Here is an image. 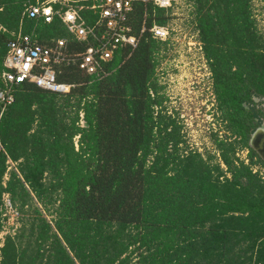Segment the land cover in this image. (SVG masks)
<instances>
[{
	"label": "trees",
	"instance_id": "1",
	"mask_svg": "<svg viewBox=\"0 0 264 264\" xmlns=\"http://www.w3.org/2000/svg\"><path fill=\"white\" fill-rule=\"evenodd\" d=\"M192 1L217 109L234 138L214 140L218 162L185 148L158 95L160 44L151 39L115 55L101 81L61 66L57 81L75 85L68 95L19 84L13 103L0 104V212L7 193L33 218L5 237L0 264H264V177L252 171L264 163L248 145L264 118L255 103L264 105V35L250 0ZM25 2L0 0V75L20 24L41 45L69 40L56 21L21 22ZM165 22L159 12L155 23ZM243 148L248 165L236 158Z\"/></svg>",
	"mask_w": 264,
	"mask_h": 264
},
{
	"label": "built area",
	"instance_id": "2",
	"mask_svg": "<svg viewBox=\"0 0 264 264\" xmlns=\"http://www.w3.org/2000/svg\"><path fill=\"white\" fill-rule=\"evenodd\" d=\"M159 12L166 20L164 25L155 23ZM24 19L44 24L58 22L69 40L81 49L75 50L67 38L41 45L34 33L24 34L20 24L6 43L0 75V104L3 107L13 103L14 87L24 82L46 92L62 96L70 94L75 85L59 83L56 79L61 66H75L93 81H101L115 71L111 67L115 55L126 51L129 57L145 38L160 44L155 53L157 71L162 55L183 53L190 38V25L195 32L191 38L198 40L192 25V0H26L21 22ZM3 33L6 30L0 25V35ZM198 45L201 46L200 42ZM243 163L248 165L249 158ZM253 167L252 171L256 173L257 169ZM2 202L3 208H13L9 194L2 195ZM3 242L0 237L2 245Z\"/></svg>",
	"mask_w": 264,
	"mask_h": 264
},
{
	"label": "rangeland",
	"instance_id": "3",
	"mask_svg": "<svg viewBox=\"0 0 264 264\" xmlns=\"http://www.w3.org/2000/svg\"><path fill=\"white\" fill-rule=\"evenodd\" d=\"M250 5L257 27L264 35V5L261 0H250ZM188 32L190 38L181 55L171 52L160 58L159 69L155 75L157 86L160 88L158 95L164 99L165 111L181 126L185 148L197 151L203 157L214 156V162H218V152L214 140L233 141L234 138L226 130V125L217 109L211 73L201 46L198 45L199 41L191 38L195 34L191 25ZM255 103L257 107L264 110L263 104L260 107L258 106L259 101H255ZM262 125H264V118L261 121ZM248 153L246 148L238 149L236 158L240 161L248 160ZM8 167V171H10L14 168V164L8 163ZM253 168H256L259 175L264 177V168L260 166ZM7 180L8 175L4 177L3 183L5 184ZM39 209L42 211L41 207ZM27 211L28 213L25 215L18 214L14 207L11 210L5 206L3 208L2 202L0 212V237L2 240L6 236L18 235L23 224L30 225L33 215H30L31 210ZM42 214L48 222H51L52 217L44 212Z\"/></svg>",
	"mask_w": 264,
	"mask_h": 264
},
{
	"label": "water",
	"instance_id": "4",
	"mask_svg": "<svg viewBox=\"0 0 264 264\" xmlns=\"http://www.w3.org/2000/svg\"><path fill=\"white\" fill-rule=\"evenodd\" d=\"M264 132V125L260 126L251 136L248 142L249 147L255 152L258 157L264 162V145L260 143L259 136Z\"/></svg>",
	"mask_w": 264,
	"mask_h": 264
},
{
	"label": "flooded vegetation",
	"instance_id": "5",
	"mask_svg": "<svg viewBox=\"0 0 264 264\" xmlns=\"http://www.w3.org/2000/svg\"><path fill=\"white\" fill-rule=\"evenodd\" d=\"M260 126H261V123H260V125H259V126L253 131V133H254V132H255ZM253 133H252V134H253ZM252 134H251V135H252ZM251 135H250V136H251ZM259 137L261 138V139H259L261 145H262V144L264 145V132H262L261 135H260ZM249 140H250V138H249ZM254 153H255V152H254ZM248 154H249V153H248ZM255 154H256V153H255ZM256 155H257V154H256ZM257 156H258V155H257ZM260 160H261V159H260ZM261 161H262V160H261ZM263 163H264V162H263Z\"/></svg>",
	"mask_w": 264,
	"mask_h": 264
}]
</instances>
